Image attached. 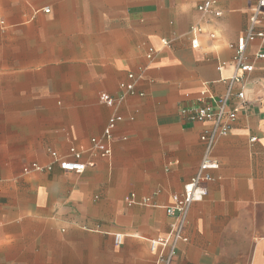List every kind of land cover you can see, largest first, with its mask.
Returning <instances> with one entry per match:
<instances>
[{
    "label": "crops",
    "instance_id": "obj_1",
    "mask_svg": "<svg viewBox=\"0 0 264 264\" xmlns=\"http://www.w3.org/2000/svg\"><path fill=\"white\" fill-rule=\"evenodd\" d=\"M0 0V264H156L152 239L196 174L210 122L235 73L236 40L258 0ZM45 8L50 11L46 12ZM264 25V9L261 14ZM192 26H201L199 47ZM214 34L212 38L210 35ZM171 41L165 46L162 39ZM149 48L156 54L147 59ZM264 53L233 91L238 113L212 156L208 194L192 205L171 264H264ZM144 76L126 94L130 73ZM109 98L116 101L108 103ZM121 99V101H119ZM111 154L90 151L109 118ZM75 146L83 173L24 172ZM150 198L155 205L143 204ZM123 235L122 244L115 235Z\"/></svg>",
    "mask_w": 264,
    "mask_h": 264
},
{
    "label": "built area",
    "instance_id": "obj_2",
    "mask_svg": "<svg viewBox=\"0 0 264 264\" xmlns=\"http://www.w3.org/2000/svg\"><path fill=\"white\" fill-rule=\"evenodd\" d=\"M216 1L206 0L199 5L198 9L201 12L209 13L214 12L217 16L221 15V11L215 10ZM264 9V0H258L256 6L252 9V15L250 17V25L246 32L240 34L236 40L234 46V62L236 66V73L229 79L227 92L218 98L216 108L212 106L203 105L195 111H190V119L199 122H210V127L206 129L202 135L201 140L204 144V154L201 160L200 166L196 174L188 181L183 188L181 194H176L173 197L171 205L166 207V212L170 218H172L169 233L166 236H161L150 241L151 250L157 253L156 264H171L178 252L179 244L188 241L185 235V228L187 224L188 215L192 205L196 202L204 200L208 194L206 183L213 180V171L219 169L220 163L212 156L213 149L217 141L227 136L235 121L237 120L238 113L236 109L229 108L230 100L232 97L240 100H244V92L233 91V86L236 83H240L243 76L254 70L253 63L249 60L247 49L249 44L257 39H260L264 43V25H262L261 14ZM46 12H49L48 8H45ZM192 37V46L194 48L199 47V35L203 33L201 26H192L189 30ZM212 38L214 34L210 35ZM162 43L165 46L170 45L171 41L168 39H162ZM156 54L154 48H149L147 52V59L152 60ZM256 58H264V53H257ZM145 68H140V73H130V84L122 83L121 86L125 89L126 94H136V83L144 76ZM108 103L112 104L116 100L109 98ZM121 101V99L119 100ZM121 117L117 114L112 115L104 129L103 136L101 138L93 137L91 139L90 151L99 154L102 157H107L111 154V148L108 142L113 138V130L116 127ZM85 151L79 150L75 146L69 149L67 156H60L57 152L51 153L53 162L48 165H41L39 163H32L30 166L24 168V172L30 171H46L53 168V164L57 163L65 172L83 173L90 163L84 161L83 155ZM143 204L155 205L151 199L145 198L142 201ZM123 235H115V243L122 244Z\"/></svg>",
    "mask_w": 264,
    "mask_h": 264
},
{
    "label": "clouds",
    "instance_id": "obj_3",
    "mask_svg": "<svg viewBox=\"0 0 264 264\" xmlns=\"http://www.w3.org/2000/svg\"><path fill=\"white\" fill-rule=\"evenodd\" d=\"M50 11V10H49Z\"/></svg>",
    "mask_w": 264,
    "mask_h": 264
}]
</instances>
